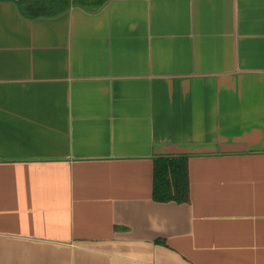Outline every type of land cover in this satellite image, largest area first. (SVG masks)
I'll return each mask as SVG.
<instances>
[{
  "label": "crops",
  "instance_id": "obj_1",
  "mask_svg": "<svg viewBox=\"0 0 264 264\" xmlns=\"http://www.w3.org/2000/svg\"><path fill=\"white\" fill-rule=\"evenodd\" d=\"M0 264H264V0L0 1Z\"/></svg>",
  "mask_w": 264,
  "mask_h": 264
},
{
  "label": "trees",
  "instance_id": "obj_2",
  "mask_svg": "<svg viewBox=\"0 0 264 264\" xmlns=\"http://www.w3.org/2000/svg\"><path fill=\"white\" fill-rule=\"evenodd\" d=\"M80 3L87 6L92 5L97 9L104 3V0H80ZM153 199L157 202L187 203L190 201L188 157H159L155 160Z\"/></svg>",
  "mask_w": 264,
  "mask_h": 264
}]
</instances>
